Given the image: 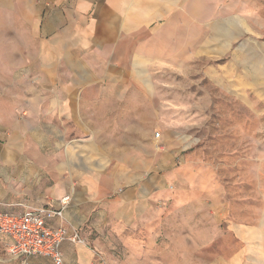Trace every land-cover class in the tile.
Masks as SVG:
<instances>
[{"label": "crops", "instance_id": "0c3cea01", "mask_svg": "<svg viewBox=\"0 0 264 264\" xmlns=\"http://www.w3.org/2000/svg\"><path fill=\"white\" fill-rule=\"evenodd\" d=\"M180 1L0 0V212L67 198L52 225L84 243L62 244L65 264H264V210L238 223L211 197H167L173 167L138 131L156 122L153 45L178 32ZM7 242L0 264H53Z\"/></svg>", "mask_w": 264, "mask_h": 264}, {"label": "rangeland", "instance_id": "374dc122", "mask_svg": "<svg viewBox=\"0 0 264 264\" xmlns=\"http://www.w3.org/2000/svg\"><path fill=\"white\" fill-rule=\"evenodd\" d=\"M169 17L178 32L153 45L156 122L138 131L173 167L159 174L167 197H211L228 220L253 223L264 210V0H181Z\"/></svg>", "mask_w": 264, "mask_h": 264}, {"label": "built area", "instance_id": "2783aa9c", "mask_svg": "<svg viewBox=\"0 0 264 264\" xmlns=\"http://www.w3.org/2000/svg\"><path fill=\"white\" fill-rule=\"evenodd\" d=\"M160 133L154 134L159 141ZM68 199L61 201L59 207L27 208L22 214L0 212V235L8 239L4 253L23 263L30 257H43L53 264H65L62 244L70 241L83 244L79 234L68 231L64 226L52 225L54 220L63 221V212Z\"/></svg>", "mask_w": 264, "mask_h": 264}]
</instances>
